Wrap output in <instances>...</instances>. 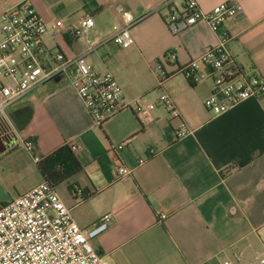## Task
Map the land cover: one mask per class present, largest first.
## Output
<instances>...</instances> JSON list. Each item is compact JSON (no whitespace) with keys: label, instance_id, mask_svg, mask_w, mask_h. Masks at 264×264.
Masks as SVG:
<instances>
[{"label":"crops","instance_id":"obj_1","mask_svg":"<svg viewBox=\"0 0 264 264\" xmlns=\"http://www.w3.org/2000/svg\"><path fill=\"white\" fill-rule=\"evenodd\" d=\"M25 1L49 25L63 21L59 33L46 36L50 49L70 58L85 55L95 71L111 72L129 104L97 127L70 84L51 80L8 111L10 122L0 117V136L4 120L11 136L34 142L36 158L77 141L83 170L70 178V198L61 199L83 230L112 215L109 229L92 241L96 251L108 264L251 262L249 238L264 227V96L215 115L205 107L212 84H193L175 73L217 45L221 31L199 23L173 35L166 20L182 8V0H0V16ZM226 2L241 4L245 13L243 21L224 28L232 37L229 51L247 73L264 75V0H199V5L209 12ZM122 9L140 18L131 29L135 44L127 49L103 43L122 24ZM86 17L94 19V28L76 38L74 29ZM168 53L176 63L163 60ZM160 64L170 75L162 89L192 130L184 138L176 135L179 121L159 101ZM27 119L22 133L18 125L24 127ZM118 145L123 148L117 156L133 170L121 179L109 154ZM42 182L39 172L25 193Z\"/></svg>","mask_w":264,"mask_h":264},{"label":"built area","instance_id":"obj_2","mask_svg":"<svg viewBox=\"0 0 264 264\" xmlns=\"http://www.w3.org/2000/svg\"><path fill=\"white\" fill-rule=\"evenodd\" d=\"M180 10H172L166 24L173 35L205 23L215 33L221 31L217 45L210 46L198 58L178 66L176 72L193 84L209 81L213 86L205 107L215 115L223 114L250 98L264 96V75L247 73L236 61L228 45L232 39L224 29L229 22L245 19L243 6L226 2L205 12L199 0H182ZM165 2L162 6H169ZM122 24L113 27L108 41L123 49L135 44L131 29L140 18L120 10ZM92 17H86L74 29L76 38L87 36L94 28ZM63 21L46 23L33 6L25 1L5 10L0 16V117L10 122L8 111L21 103L36 87L54 78L67 81L84 104L95 126L100 127L123 109L129 107L124 91L111 72L99 73L86 61V56L67 57L59 50L53 51L46 43L49 33L62 30ZM164 61L176 63V56L168 53ZM162 71L158 80L161 91L159 101L178 120L176 135L184 138L192 130L182 120L170 95L162 88L170 77ZM151 107H149L150 109ZM139 114L145 113L138 107ZM8 123V122H7ZM31 152L33 143H25ZM77 152L78 143H69ZM121 145L112 146L109 154L114 159L118 179L133 172L117 156ZM39 158H35L38 163ZM139 160V164L144 163ZM234 169V168H233ZM166 215H162L164 219ZM112 223V215L106 214L90 229L83 230L75 221L72 210L65 205L57 188L42 182L32 190L0 206V264H108L92 241L105 233ZM244 258L243 252L240 253ZM264 264V252L256 254L248 264ZM225 264H231L226 262Z\"/></svg>","mask_w":264,"mask_h":264},{"label":"rangeland","instance_id":"obj_3","mask_svg":"<svg viewBox=\"0 0 264 264\" xmlns=\"http://www.w3.org/2000/svg\"><path fill=\"white\" fill-rule=\"evenodd\" d=\"M159 72L161 73V70ZM2 121V124L10 129L7 122ZM12 138H15L14 142L11 141ZM7 139L11 141L8 144L11 148L7 152L0 154V206L3 202H10L25 193L27 186L36 181L40 172L35 162V158L38 156L36 148L29 152L15 135L9 136ZM70 181L62 182L57 186V191L64 201L71 196L67 187ZM249 239L253 248L249 251L248 257L254 261L256 254L264 252V227L259 229L258 233ZM254 264L257 263L254 262Z\"/></svg>","mask_w":264,"mask_h":264},{"label":"trees","instance_id":"obj_4","mask_svg":"<svg viewBox=\"0 0 264 264\" xmlns=\"http://www.w3.org/2000/svg\"><path fill=\"white\" fill-rule=\"evenodd\" d=\"M29 142L33 143L34 146V142L31 139L25 140V143ZM37 165L44 177V181L53 187L70 180V178L83 170L80 160L68 143L42 157ZM81 192L84 198L88 197L83 190ZM4 204L6 203H2L1 206Z\"/></svg>","mask_w":264,"mask_h":264},{"label":"water","instance_id":"obj_5","mask_svg":"<svg viewBox=\"0 0 264 264\" xmlns=\"http://www.w3.org/2000/svg\"><path fill=\"white\" fill-rule=\"evenodd\" d=\"M53 80H61V78L57 77V78H54ZM30 119H31V118H30ZM30 119H27L28 121H26V124H25L24 127H21V126H19V125L17 124L18 127H19V130H20L22 133L25 131V128H26V126L29 124V120H30ZM4 135H5V136H0V143L2 144V148H0V153H1V152H4V151L6 150V148H7L6 142L9 141V139H7V138H9V136H11V134H10V132H8V129H7V128L5 129ZM6 137H7V138H6ZM6 139H7V140H6Z\"/></svg>","mask_w":264,"mask_h":264},{"label":"flooded vegetation","instance_id":"obj_6","mask_svg":"<svg viewBox=\"0 0 264 264\" xmlns=\"http://www.w3.org/2000/svg\"><path fill=\"white\" fill-rule=\"evenodd\" d=\"M2 144L0 143V148H1Z\"/></svg>","mask_w":264,"mask_h":264}]
</instances>
